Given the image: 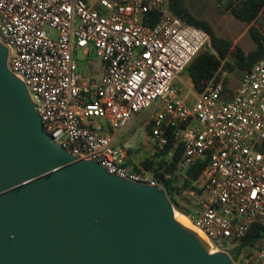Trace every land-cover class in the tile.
<instances>
[{"label":"built area","instance_id":"2783aa9c","mask_svg":"<svg viewBox=\"0 0 264 264\" xmlns=\"http://www.w3.org/2000/svg\"><path fill=\"white\" fill-rule=\"evenodd\" d=\"M0 41L44 130L75 157L163 188L117 143L118 132L151 109L152 156L171 159V137L182 147L176 172L195 187L188 216L212 251L232 250L254 225L264 226V60L232 88L221 59L197 92L184 79L187 68L203 51L217 52L210 33L177 15L171 0H0ZM206 157L199 178L189 179L188 169ZM235 263L264 264V245L244 250Z\"/></svg>","mask_w":264,"mask_h":264},{"label":"water","instance_id":"95a60500","mask_svg":"<svg viewBox=\"0 0 264 264\" xmlns=\"http://www.w3.org/2000/svg\"><path fill=\"white\" fill-rule=\"evenodd\" d=\"M8 57L0 41V264H236L175 218L164 188L58 145Z\"/></svg>","mask_w":264,"mask_h":264},{"label":"trees","instance_id":"16d2710c","mask_svg":"<svg viewBox=\"0 0 264 264\" xmlns=\"http://www.w3.org/2000/svg\"><path fill=\"white\" fill-rule=\"evenodd\" d=\"M171 6L173 11L184 20L207 30L211 35V46L217 52L215 54L209 49L203 51L187 68V73L192 79L197 92H202L212 80L221 65V59H226L228 70L236 66L242 71H247L256 62L264 60V32L252 24L264 14V0H228L226 4V9L231 11L236 18L251 25L249 32L257 46L249 52H245L240 46L231 50L232 41L219 36L210 21L196 16L190 10L187 0H171ZM226 91H231L228 80L226 81ZM174 148L176 151L171 159L156 155L146 158L142 164L143 168L151 171L158 181L163 184L169 195L174 189H179L180 176L176 172V165L182 154V147L176 148V142L171 137L170 144L165 151L168 152ZM207 162L208 157L190 167L187 171L188 178L191 180L198 179ZM190 183L188 179H185L186 186ZM173 204L179 205L174 200ZM262 238H264V226L254 225L247 236L231 250L233 260L237 261L244 250L251 248Z\"/></svg>","mask_w":264,"mask_h":264},{"label":"rangeland","instance_id":"374dc122","mask_svg":"<svg viewBox=\"0 0 264 264\" xmlns=\"http://www.w3.org/2000/svg\"><path fill=\"white\" fill-rule=\"evenodd\" d=\"M227 2L228 0H187L190 10L196 16L210 21L219 36L232 41L231 50H234L237 46H240L245 52L255 49L257 44L249 32L251 25L236 18L231 11L227 10ZM252 24L264 32V14ZM84 57L83 52L79 51L78 59L80 62ZM90 57L98 59L95 48H92ZM229 72H231L230 86L236 88L238 80L243 76L244 71L234 66ZM184 79H189L187 72L185 73ZM180 86L184 92L189 91V87L185 81L181 82ZM151 116V109L136 114L133 117L134 121H131L127 126L123 127L117 134V143L128 150L131 161L137 168L143 167L142 164L146 158L153 157L151 145L148 140V120H150ZM178 188L174 189L170 195L167 194L172 204L173 200L179 204H173L175 210L188 215L194 206L189 191L195 187L191 183L186 186L184 177L180 176ZM256 245H264V238L260 239ZM227 247H222L219 251L227 252L231 255L230 245Z\"/></svg>","mask_w":264,"mask_h":264},{"label":"bare ground","instance_id":"6f19581e","mask_svg":"<svg viewBox=\"0 0 264 264\" xmlns=\"http://www.w3.org/2000/svg\"><path fill=\"white\" fill-rule=\"evenodd\" d=\"M174 216L179 222L183 223L184 225H186V226L190 227L191 229H193L194 231H196L205 241H207L209 243L206 236L191 222L188 215H186L185 213H182L180 211L175 210ZM212 250L215 251L214 249H212Z\"/></svg>","mask_w":264,"mask_h":264},{"label":"crops","instance_id":"0c3cea01","mask_svg":"<svg viewBox=\"0 0 264 264\" xmlns=\"http://www.w3.org/2000/svg\"><path fill=\"white\" fill-rule=\"evenodd\" d=\"M189 79L192 80V79L190 78V76H189ZM131 121H134V118H133ZM131 121H130V122H131ZM130 122H129V123H130ZM129 123H128V124H129Z\"/></svg>","mask_w":264,"mask_h":264}]
</instances>
